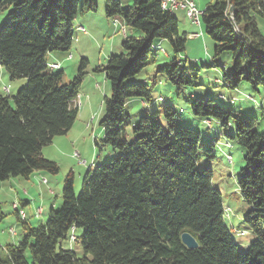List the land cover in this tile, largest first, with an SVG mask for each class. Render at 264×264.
Here are the masks:
<instances>
[{
  "label": "trees",
  "instance_id": "obj_1",
  "mask_svg": "<svg viewBox=\"0 0 264 264\" xmlns=\"http://www.w3.org/2000/svg\"><path fill=\"white\" fill-rule=\"evenodd\" d=\"M131 1L123 9L118 0H106L104 15L142 36L126 38L122 53L110 55L96 69L105 75L110 96L102 103L103 137L95 146L108 147L117 156L90 167L78 195L68 173L62 208L51 210L44 224L32 227L13 210L23 237L0 251V264H264V132H257L255 118H237L235 111L210 99H191L195 116L215 119L223 128L234 121V133L227 138L244 151L238 189L251 208L244 223L255 238L243 252L224 224L212 171L198 167L199 134L175 129L178 115L171 107L164 112L166 129L143 117L132 128L134 141L128 142L125 130L131 120L125 102H149L150 86L135 79L148 57L156 55V42L168 41L175 55L184 53L187 42L161 0ZM97 9L98 0H0V10H8L0 25V66L11 82L25 81L13 97L0 95V182L29 179L36 171L57 173V164L41 151L73 126L87 61L82 59L76 76L64 83L62 72L48 69L47 57L68 52L76 17ZM256 17L264 19V0H212L201 15L204 33L214 42L212 60L231 55L232 69L221 67L228 89L245 82L264 93V36ZM155 71L177 88L198 79L196 70L188 74L177 59L157 65ZM3 218L0 209V224ZM183 233L195 239L197 248L182 243ZM69 241L79 242L84 257L65 247Z\"/></svg>",
  "mask_w": 264,
  "mask_h": 264
},
{
  "label": "rangeland",
  "instance_id": "obj_2",
  "mask_svg": "<svg viewBox=\"0 0 264 264\" xmlns=\"http://www.w3.org/2000/svg\"><path fill=\"white\" fill-rule=\"evenodd\" d=\"M204 1L207 0H203L202 3ZM104 4H106V0H98V7L100 8H98L97 12L83 17L87 19L86 23H82L81 25L87 31L86 35L88 37L83 36L81 32L76 30L77 20L82 18L81 15L77 16L73 22L74 34L70 50L61 59L64 66V83L72 81L76 76L82 59L87 61V66L84 70L85 75L82 78L75 101V104L78 106V114L73 126L67 134L55 137L53 143L51 142L50 145L44 147L41 152L44 158L57 164V173L52 175L48 172L40 171L47 179V184L41 178H34L33 174L29 178L35 184L30 190L29 197L33 205L29 207L24 206L23 209L27 215V220L31 223L29 225L32 227H37L47 221L51 204L54 202L57 203L53 211H58L62 208V190L65 177L68 173L71 172L73 175V188L75 194L78 195L88 169L102 165L109 159L117 156L108 147L95 146V142L100 144L103 137V130L99 126L103 114L102 103L105 97L110 96V85L106 81L105 75L102 72H96V69L105 65V55L112 49H114V52L110 53L112 55L122 53L121 44L120 49H117V38L124 41L126 38L141 37L142 33L131 28H125V32H123V27H119L116 30V22L114 20L115 24L112 21L104 19ZM126 7V4L122 5L123 9ZM7 15L8 10H0V25L6 20ZM256 23L260 33L264 36V19L256 17ZM179 25L180 27L184 25L189 30L191 29L187 33L191 31V33L201 32L203 38L208 42V57L204 46L200 50L194 46L190 47L188 40L185 44L184 53L175 55L169 42L164 41V44L158 47L156 55L148 57L145 69L135 79L136 82L143 80L150 86L151 96L149 102H145L143 105L139 99H131L125 102V113L131 120V126L126 128L125 132L128 135V142H133L136 136L133 135L132 128L138 125L140 119L143 117H148L153 122L162 124L166 129L164 112H166L167 107H171L178 115L175 129H190L199 134L197 151L198 167L202 171L205 169L212 171L213 187L220 192L222 198L224 224L235 241L238 250L243 252L255 238L244 223V218L249 214L251 208L243 201L238 189L240 171L244 166V151L237 142L227 138V135L234 133V121L227 128H223L215 119L207 120L203 117L195 116L191 110V99L213 100L217 105L235 111L237 118L253 117L257 120V132L263 133L264 116L262 115L261 107L264 110V94L262 91L256 93L245 82H241L236 90L228 89L223 85L221 67L224 66L226 68L225 71L232 69L231 55L225 53L215 61L212 60L214 42L205 35L201 17L199 27L195 25L192 27L193 25L188 19L181 20ZM112 38H116L114 48L110 45L113 40ZM164 52L167 53V57H164ZM174 59H177L179 66L184 67L188 71V74H190L191 69L197 71L198 79L196 84L177 88L167 82L163 74L156 73L157 65L169 63ZM51 72L57 73L58 71L51 70ZM17 81L20 80L13 82ZM13 82L9 84L12 86ZM10 91L13 90L11 89ZM7 96L10 95L8 94ZM249 98H252L255 103L250 101ZM160 100H163V102ZM154 112L159 113L156 118L152 116ZM82 162L84 163L82 164ZM29 179L18 178V180H22L23 182ZM13 180L14 178H11L9 183L14 186L9 188V183L7 184L4 181L2 183L4 187H0V209L4 214V218L0 224V231L9 225H13L20 232L22 231V225L19 221L17 222L13 212L14 209H11V203L16 199L15 192L18 193L19 200H23V188L16 186ZM41 185L44 190V200L40 197ZM49 190L52 192H49ZM39 207H43L44 209L43 218L39 219L37 217L35 219L34 215L37 214L38 216L41 212L38 209ZM17 208H21L20 202ZM31 214H33L32 217H30ZM241 232H244V235L241 236ZM81 234L82 230L78 229L75 231L77 237ZM65 247L74 251L78 257H84L83 250L78 241L76 243H70L69 241L65 244Z\"/></svg>",
  "mask_w": 264,
  "mask_h": 264
},
{
  "label": "crops",
  "instance_id": "obj_3",
  "mask_svg": "<svg viewBox=\"0 0 264 264\" xmlns=\"http://www.w3.org/2000/svg\"><path fill=\"white\" fill-rule=\"evenodd\" d=\"M119 2H120V4H121V6L123 5V4H126V6L127 7H130L131 6V4H132V1L131 0H118ZM202 1L203 0H194V3H195V6L197 7V9L199 10V11H203L204 10V8H205V6L209 3V2H211L212 0H207V1H204V3H202ZM101 3H102V1H101ZM100 5V4H99ZM98 5V6H99ZM126 7V8H127ZM98 8H100V7H98ZM104 9H105V4L103 5V16H104V19H106V21L108 20V21H112V23H114L113 22V20H109V19H107L106 17H105V15H104ZM98 10V9H97ZM97 12V11H96ZM94 13V12H93ZM92 13H88V14H85V15H81L82 16V18H79V20H77V24H76V30L77 31H79V32H81L82 33V35L83 36H87L86 34H87V31L85 30V28H83V26L81 25L82 23H86V19L87 18H83V17H87V15H91ZM176 19H177V22H178V31H179V33H184V34H186V36H187V40L189 41L188 43H190V47H196V48H198L199 50H200V48L202 47V46H204L205 47V50L207 51V57H208V54H209V52H208V42H207V40H205L204 38H203V35L201 34V32H199V33H191V32H189V33H187V31H190L189 29H188V27H186V26H182V27H180V25H179V23H180V21L182 20H186V19H188V17H187V15H186V13L183 11V10H176V11H173L172 13H171ZM177 14V15H176ZM77 18V17H76ZM189 20V19H188ZM115 22H116V30H118L119 29V27L121 28V27H124L123 26V24L121 23V21H119V20H116L115 19ZM193 26L192 27H194V24H192ZM196 26V25H195ZM198 27V26H197ZM82 29H83V31H82ZM124 29H125V27H124ZM194 29V28H193ZM73 34H74V30H73ZM196 35V36H195ZM88 37V36H87ZM113 40H112V42H111V46H112V48H114V44H115V39L116 38H112ZM123 42V39L122 40H119L118 38H117V49L119 48L120 49V44H122V43H118V42ZM119 44V45H118ZM164 44V41H159V42H156V44H155V47L157 48V50H158V47H161V45H163ZM114 49H112L110 52H108L106 55H105V61H107V59H108V57L110 56V55H112V54H110V53H113L114 51H113ZM206 53V52H205ZM66 53H62V52H54V53H51V54H49V58L47 57V66L48 65H56L57 66V68H55V70L56 71H60V72H62L63 74H64V66L62 65V61H61V59L63 58V56L65 55ZM110 54V55H109ZM56 55V56H55ZM164 57H167L168 55H167V53H165L164 52ZM70 56V55H69ZM68 56V57H69ZM106 63V62H105ZM140 82H144L143 80L142 81H140ZM9 83H11V81H10V78H9V76H8V74L5 72V70L0 66V95H10V96H12V95H15V93H16V91H18L23 85H24V83H25V81L24 80H20V81H17V82H13L12 83V86H11V84H9ZM6 86H9L10 87V90L12 89L13 91H10L9 90V93L8 94H6L5 93V91H4V88L6 87ZM264 94V93H263ZM141 104L143 105L144 104V102H142L141 101ZM75 106H77L76 104H75ZM77 108H78V106H77ZM54 140V139H53ZM53 140H52V143H53ZM42 152V151H41ZM34 178H38V179H40L41 178V180L43 181V180H45V183L47 184L48 183V181H47V179L44 177V175H43V173L42 172H40V171H36V172H34L33 173V175H32ZM11 179V178H10ZM9 179V180H10ZM9 180H7L6 182H7V184L9 183ZM4 182V181H3ZM3 182H1V186L0 187H4V184H2ZM13 183L16 185V186H20V187H22L23 188V193H22V195L24 196V198H23V200H19V195H18V193H14V195L16 196V199H14L13 201H12V203H11V209H13L12 208V206H13V204H16L17 205V207H18V203L20 202V209L18 208V211H20V212H22L23 214H24V216H25V220L27 221V223L28 224H31L30 223V221H28L27 220V215H26V213H25V210L23 209V207L24 206H30V205H33V203L31 202V199L29 198L30 197V190L35 186V184H34V182H32L30 179L29 180H26V182H23L22 180H18V178H14V180H13ZM26 183V184H25ZM36 183V182H35ZM27 185H29V186H27ZM11 186H14V185H12V184H10L9 183V188L11 187ZM26 187V188H25ZM43 187H42V185L40 186V192H41V194H40V197L44 200V198H43V196H44V190L42 189ZM49 192H52L51 190H49ZM56 203L57 202H54L53 204H51V209L49 210V212L51 211V210H53V208H54V206H56ZM38 209H40L41 210V212H40V214L37 216V215H34V218L35 219H37V217L40 219V218H43L42 217V215L44 214V209H43V207H39ZM37 209V210H38ZM14 212V211H13ZM14 214H15V212H14ZM32 215L33 214H31L30 215V217H32ZM15 217H16V220H17V222H18V218H17V216H16V214H15ZM43 224V223H42ZM10 230H12V233L10 232ZM22 237H23V229H22V231L20 232L19 230H17V229H15V227L13 226V225H9L8 227H6L4 230H1L0 231V251L2 252V253H4L5 252V248H6V246H8V245H17L19 242H20V240L22 239Z\"/></svg>",
  "mask_w": 264,
  "mask_h": 264
},
{
  "label": "built area",
  "instance_id": "obj_4",
  "mask_svg": "<svg viewBox=\"0 0 264 264\" xmlns=\"http://www.w3.org/2000/svg\"><path fill=\"white\" fill-rule=\"evenodd\" d=\"M169 4H170V8L173 9L174 11L183 10L192 24L198 27L200 26V17L203 11H199L197 9V7L195 6L194 0H169ZM53 66L57 68L56 65H53ZM5 89H6V94H8L10 87L6 86ZM249 99L250 101H253L255 103V101L252 98H249ZM83 163L84 162H82V164Z\"/></svg>",
  "mask_w": 264,
  "mask_h": 264
},
{
  "label": "bare ground",
  "instance_id": "obj_5",
  "mask_svg": "<svg viewBox=\"0 0 264 264\" xmlns=\"http://www.w3.org/2000/svg\"><path fill=\"white\" fill-rule=\"evenodd\" d=\"M161 8L163 10L169 11V12H173L174 11L173 9L170 8L169 0H161ZM82 31H83V29H82ZM122 31L125 32L124 29ZM50 67L55 69V67L53 65H51ZM4 91L6 92L5 88H4ZM13 209L18 211V208H17L16 205H13ZM18 212H19L18 215H19L20 219L25 220L24 214L22 212H20V211H18ZM10 232L12 233V230H10ZM73 241H74V237L71 238V242H73Z\"/></svg>",
  "mask_w": 264,
  "mask_h": 264
},
{
  "label": "water",
  "instance_id": "obj_6",
  "mask_svg": "<svg viewBox=\"0 0 264 264\" xmlns=\"http://www.w3.org/2000/svg\"><path fill=\"white\" fill-rule=\"evenodd\" d=\"M232 12H233V8H230V15H232ZM181 241L188 249H195L198 246L195 239L192 236H190L188 233H183L181 235Z\"/></svg>",
  "mask_w": 264,
  "mask_h": 264
}]
</instances>
